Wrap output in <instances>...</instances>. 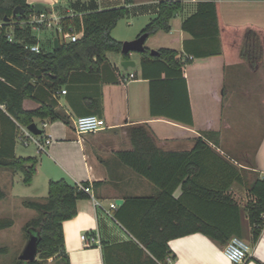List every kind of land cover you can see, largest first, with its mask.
Listing matches in <instances>:
<instances>
[{"label": "crops", "instance_id": "0c3cea01", "mask_svg": "<svg viewBox=\"0 0 264 264\" xmlns=\"http://www.w3.org/2000/svg\"><path fill=\"white\" fill-rule=\"evenodd\" d=\"M161 1L27 0V4L32 7L41 4L44 9H49L47 17L55 24L66 17L81 18L91 12L126 8L129 14L120 22L126 21L130 26L132 18L142 17L148 20L146 27L157 17ZM178 1L182 2L183 8L171 22V32H159L148 39L152 40L149 47L151 52L160 48H171L180 53L177 58L186 63L183 67V78L187 95L183 83H156L159 79L158 68L152 61L143 64V53H138L139 57L135 59L132 52L128 54V59H124L121 51L108 53L107 61L99 73L74 72L70 81L57 91L51 89V82L47 78L37 79L35 99L24 101L23 107L27 111L36 110L43 104L54 103L57 105V112L69 120V124L62 120L35 122L38 127L47 125L41 129L43 135L39 138L42 141L49 138L50 145L42 153H38L34 146L35 156L29 157L36 158L38 164L33 181L28 186L32 187L36 178L41 176L46 185L50 181L65 179L70 184L83 186L88 183L91 188L89 198L77 201V215L63 223L65 249L70 264H161L127 228L131 227L136 233L140 232L138 220L141 212L136 204L128 203L127 200L156 197L159 193L152 183L123 164L118 156L119 153L133 150L132 133L142 127L148 130L158 149L175 154H192L196 140L202 137V133H218V136H214L218 140L217 144L207 140L210 148L203 147L195 155L198 168L192 166L191 169L197 175V182L203 186L228 185L225 194L232 201L224 205L210 204L202 200L195 191L188 190L184 194L182 186L176 189L174 198L183 197L190 211L199 215L206 223L223 229L226 235L232 234V238L238 237L246 242L249 246L248 256L241 264H264V230L254 244L246 209L248 201L251 200L247 191L249 184L264 178V131L250 155L244 145L245 141L235 142L231 138L228 142L226 132H236L235 128L238 127L225 114L230 107L236 110L233 102L235 95L254 98L257 94H262L259 93L257 77L261 74L264 80V1ZM208 1H214L217 5L222 54L193 58L194 52L207 50L208 44L194 41L190 34L182 30V23L197 11L198 3ZM28 21L23 24H28ZM174 23L178 31L175 39L171 37ZM29 25L32 27V34L33 31H44L48 28ZM145 27L141 32L134 33L129 38L133 40L128 42L142 36ZM247 31L254 32L260 40V62L258 58L250 61L240 54ZM113 38L117 40L114 36ZM36 41L46 53L55 49L54 44L51 50H44L39 40ZM117 41L125 43L122 40ZM125 60L133 61L135 67L125 69L122 66ZM243 74H251L256 81L252 80V85L244 86ZM161 79L165 80L166 75L162 74ZM152 87H155V95L157 94V109L166 110L178 117L186 116L185 104L188 96L193 126L167 116H152ZM63 90L67 93L62 94ZM1 109L5 112L3 107ZM90 115L103 119L105 128L80 135L76 131L75 122L80 117ZM9 127L11 125L0 112V135L3 136ZM17 146L18 141L13 147L16 157L29 158L20 156ZM225 148L240 155V162L233 160ZM3 172L4 175H17L8 170ZM95 183L100 184L95 186ZM12 185L13 182L10 184V195L16 202L23 204L22 197L12 195ZM5 194L4 200L9 197V194ZM117 200L124 202L121 206L111 208V204ZM82 236H86V241H83ZM168 246L170 255L165 264H233L224 254L225 246H220L203 233L172 239ZM169 259H172V263H169Z\"/></svg>", "mask_w": 264, "mask_h": 264}, {"label": "trees", "instance_id": "16d2710c", "mask_svg": "<svg viewBox=\"0 0 264 264\" xmlns=\"http://www.w3.org/2000/svg\"><path fill=\"white\" fill-rule=\"evenodd\" d=\"M17 8L23 10L24 14L14 15ZM182 8L183 4L178 0H162L157 17L150 21L142 35L147 34L150 38L159 32L169 34L172 30L171 22ZM48 13L49 9H45L44 14ZM128 14L126 8H117L91 12L81 18H63L60 24L64 30L73 28L76 31H83V36L74 43L61 42L57 38L59 42L57 49L46 53L40 48V52L37 53L31 50L32 46L38 45L36 39L32 37V27L23 24L35 15L34 7L28 5L27 0H0V112L11 125L3 136L0 135V169L21 173L26 186L32 183L36 174L37 159L16 157L13 152L22 129L37 120L42 122L62 120L66 124H69V120L57 112V105L54 103L43 104L36 110L27 111L23 107L24 101L35 99L39 78H47L51 82V89L57 91L70 81L74 72L99 73L107 61L108 53L122 51L123 43L115 40L112 32ZM182 30L190 34L194 41L208 44L207 50L194 52L193 58L222 54L217 5L214 1L198 3L197 11L182 23ZM260 48L258 36L252 31H247L242 49L245 52L242 57L248 59L249 52L259 53ZM157 52L158 54L153 56L151 50L146 48L142 54L143 64L152 61L158 68L156 69L159 79L155 82L183 83L187 95L186 82L183 78V67L186 63L177 58L180 53L171 48H160ZM123 57L128 59L129 55ZM162 74L166 75L165 80L161 79ZM156 101L157 94L155 95V87H152V116H167L193 126L188 96L185 117H178L166 110H158ZM214 136H218V133H202V137L196 140L192 154L165 153L154 145L148 130L142 127L132 133L133 150L118 154L123 164L147 179L159 192L156 197L127 200L141 209L138 220L140 232L136 233L133 228H127L161 264H165L166 258L170 255L168 242L172 239L203 233L220 246H226L232 238V234L226 235L223 229L209 225L199 215L190 211L183 197L174 198V192L182 186L184 194L188 190L195 191L202 200L210 204L224 205L232 201V198L225 194L228 185L203 186L197 182V175H194L191 169L192 166L198 168L195 155L203 147L210 148L207 140L217 144L218 140ZM99 184L95 183V186ZM83 186L87 187L89 184L84 183ZM247 191L251 200L248 201L246 209L252 226V241L255 244L264 230V178L249 184ZM5 197V192L0 188V201ZM87 198L89 194L79 185L61 179L49 182L48 196L44 201H24L23 206L36 211L38 215L25 225L24 231L28 239L32 234L40 238L39 255L35 261L27 263L18 260L17 264H48L50 260L53 264H70L65 249L63 223L77 215V201ZM13 225L10 219L0 220V231ZM6 252V248H0V255Z\"/></svg>", "mask_w": 264, "mask_h": 264}, {"label": "rangeland", "instance_id": "374dc122", "mask_svg": "<svg viewBox=\"0 0 264 264\" xmlns=\"http://www.w3.org/2000/svg\"><path fill=\"white\" fill-rule=\"evenodd\" d=\"M75 3V2H74ZM77 17V16H76ZM148 20L144 18H132V25L128 26L126 21L120 22L119 25L112 32L113 36L117 40H122L123 42H128L129 39L134 33L141 32L142 28L145 27ZM46 27H44L45 29ZM173 33L171 35L172 38H177V25L173 24ZM154 36V35H153ZM151 36L150 38H152ZM32 37L39 40L42 44L44 50H51L54 48V39L59 38L61 42H64L63 36L58 35L56 31V24L53 23V27L47 28L44 31H33ZM150 39L147 40L145 47L149 48L151 45ZM245 50H241V55L244 54ZM259 53H248V60L253 61L252 59L258 58L259 62L262 60L261 55ZM133 57L137 59L139 57L138 53L133 52ZM247 56V55H246ZM241 71H243L241 69ZM261 73V70L259 74ZM261 75V74H260ZM257 77V82L259 84V93L257 97L247 98L243 95H235L236 110L234 107H230L226 109L225 114L229 117L228 120L236 125V132L227 131V140L231 138L232 141H245L244 145L246 146V150L249 151V154L252 155L253 146L256 143L257 139L261 134H263L264 129V80H262L261 76ZM243 85L249 86L253 84V81H256V78H253L251 74H243ZM264 79V78H263ZM226 140V141H227ZM17 150L20 156L29 157L35 156V147L31 145L26 148L23 143L18 140ZM227 154L231 156V158L237 162H240V155L236 154L234 151L224 149ZM229 165H231L234 169L238 168L232 164L230 161L226 160ZM4 170H0V188L9 194V197L0 202V220L10 219L13 221L14 225L6 230L0 231V248H6L7 252L0 255V264H17L19 257L27 244L28 238L26 237L24 227L25 225L36 218L37 212L34 210L27 209L15 201V198L11 196L10 184L13 182V191L12 195L16 194L23 198L24 201H39L42 202L45 199L43 197L48 196V185L41 180V176L37 177L35 183L32 187L26 186L23 183V175L21 173H17V175H4ZM14 177V179H13ZM34 196H37L34 198ZM48 264H53L51 260Z\"/></svg>", "mask_w": 264, "mask_h": 264}, {"label": "built area", "instance_id": "2783aa9c", "mask_svg": "<svg viewBox=\"0 0 264 264\" xmlns=\"http://www.w3.org/2000/svg\"><path fill=\"white\" fill-rule=\"evenodd\" d=\"M28 24H32L33 26L38 27H48L51 28L53 26V23L51 20L48 19L47 15L44 13L37 14L33 16L29 21ZM56 31L59 35L63 36V40L67 42H77L82 36L83 31H76L75 29L70 30H64L61 26L60 22L56 23ZM31 50L33 52H40V47L38 45L32 46ZM133 77V75L131 76ZM62 94H66L67 91L63 90L61 91ZM47 125L42 124L40 129H44ZM76 131L80 135L88 134L97 132L101 129L105 128V121L103 119H100L97 116L90 115V116H84L80 117L75 122ZM40 136H35L30 131H28L27 128L22 129V134L19 138V140L23 143L24 146L28 145H34L37 147L38 153H42L46 151V148L50 145V139L46 138L45 140H41L39 138ZM79 187L85 191L87 194H91V188L89 186H82L79 185ZM117 205L115 203L111 204V208H116ZM83 241H86V236H82ZM249 246L246 242H244L242 239L238 237H233L229 243L224 248V254L227 257V259L233 263V264H241L243 263L248 256ZM169 263H172V259H169Z\"/></svg>", "mask_w": 264, "mask_h": 264}, {"label": "water", "instance_id": "95a60500", "mask_svg": "<svg viewBox=\"0 0 264 264\" xmlns=\"http://www.w3.org/2000/svg\"><path fill=\"white\" fill-rule=\"evenodd\" d=\"M44 6L41 4H36L34 5V12L36 14H42L44 13ZM24 14V11L21 10L20 8L15 9L14 15L21 16ZM148 39L147 34H143L140 36L138 39L131 41V42H125L122 46V54L123 55H128L132 52H137V53H144L146 51L145 44ZM55 49L58 48L59 42L58 39H55ZM151 54L153 56L157 55V51H152ZM122 66L125 69H128L130 67H135V63L130 60H125L122 62ZM28 131H30L32 134L35 136H41L42 135V130L38 127L36 123L31 124L30 126L27 127ZM123 200H117L115 204L117 206H121L123 204ZM39 241L40 238L36 234L30 235L26 246L24 247L19 260L23 262H32L35 261L39 255Z\"/></svg>", "mask_w": 264, "mask_h": 264}]
</instances>
